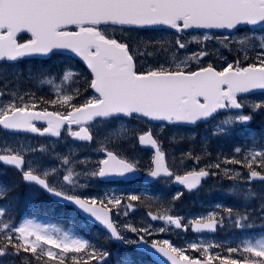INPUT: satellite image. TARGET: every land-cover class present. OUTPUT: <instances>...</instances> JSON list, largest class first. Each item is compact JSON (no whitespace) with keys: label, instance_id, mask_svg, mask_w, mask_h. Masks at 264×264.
Returning <instances> with one entry per match:
<instances>
[{"label":"snow or ice","instance_id":"6c2138e0","mask_svg":"<svg viewBox=\"0 0 264 264\" xmlns=\"http://www.w3.org/2000/svg\"><path fill=\"white\" fill-rule=\"evenodd\" d=\"M264 26V0H0V64L8 62L13 65V77L17 87L10 89L8 81L0 84V131L6 133L30 132L39 135L60 136V128L67 124L69 134L80 141L92 142L97 139L100 130L106 132L103 139H97L100 144L98 151L105 153V158L99 161L97 171L85 173L93 177L119 176L126 177L139 171L136 164L122 157L118 151L109 150L108 143L118 147L123 143L133 129L126 128L121 121H131L133 118H148L155 121H167L169 124L195 125L199 121L214 119L223 109H243L246 105L238 93H250L253 90H264V36L257 38L245 36L234 43L244 51L242 59L227 63L222 70H217L212 63L206 67L202 65L205 57L211 55L205 47L197 52L183 54L181 50L188 48V43L177 37L175 42L163 38L156 40H133L132 33L141 29H156L166 27L176 33L189 29H229L237 30L242 26ZM72 26V27H70ZM74 29V30H73ZM18 33L30 34L29 38L20 42ZM119 33V35H117ZM196 38L193 37V40ZM213 37L204 35L203 40ZM224 48H229V38H216ZM197 43H202L196 41ZM256 50L255 61L245 62L252 57L248 54V47ZM241 49H237L239 55ZM67 52L70 56L78 57L87 66L90 76L74 70L69 64L59 75L60 84H56L58 74L52 73L44 65L33 68L20 69L19 63L31 57H49L56 53ZM143 62L137 66V60ZM151 61V63L149 62ZM195 61L198 70L192 71L189 64ZM147 64L146 70L144 69ZM3 77H0L2 80ZM33 80L39 85L52 86L55 99L37 101L36 94L31 91H21L18 85L22 80ZM72 81L79 85L71 89H63L61 85ZM88 89L94 95L85 98L83 103L74 101L83 96ZM5 96L8 97L5 100ZM39 104L70 108L66 114L59 111H36ZM252 112L264 110V100L248 105ZM253 119L251 114L236 113L234 116L221 121L222 125L238 123L247 125ZM46 121L47 127L41 130L33 122ZM93 123L104 125L96 132L91 130ZM78 125L79 131H72L71 126ZM118 126V127H117ZM226 129L218 127L213 135H220ZM251 130L245 128L244 132ZM253 142L256 134L253 133ZM140 145H150L155 149V155L147 176L153 178H168L175 176V182L184 185L189 191L201 184V178L217 175L201 169L199 172H188L184 176L176 175L164 163L165 153L161 150L158 140L151 130L138 134ZM36 151V149H30ZM39 151L46 149L41 147ZM241 148H235L240 153ZM193 159L192 153L185 154ZM197 162L200 156L194 158ZM70 157L64 156L62 164L69 165ZM0 163L15 168L21 173V180L29 186H39L40 189L55 198L54 202L63 201L74 205L82 214L107 230L110 242H118L124 246H133L139 255L133 259L132 255L117 257L116 264H145L144 256L155 260V253L166 257L171 264H213L219 255L212 256L209 249L222 247L220 244L207 245L190 243L188 247L193 251H200L205 259L191 258L185 250L172 246L169 241H152L149 245L145 239L152 234L149 228H136L131 224L125 229L135 233L139 239H130L123 235V231L114 226L110 219L112 211L108 205L124 208V214L134 209V205L122 204V197H110L105 201L100 199L102 207H97L98 198L82 199L77 195H69L64 185L57 187L49 180L57 172L56 168L43 167L41 171L33 166V162L26 159V149L23 145L13 146L5 140L0 144ZM83 163V162H82ZM224 164H241L248 169V183L259 180L264 182V174L257 168L264 170V149L247 152L243 160L227 159ZM255 165V167H254ZM210 168L221 169L225 178L236 180L239 172H232L221 168L220 163L208 165ZM73 171L63 176L67 184H75ZM167 183V180L165 181ZM19 184H0V200L9 199V193ZM231 193L243 196L250 202L253 198L261 200L259 212L264 215V193H257L249 187L246 191L232 188ZM181 193L173 199H178ZM13 199H18L15 197ZM128 201H138L140 197L131 195ZM224 211L231 218L232 208ZM165 213L153 215L152 220H162L165 227L160 232L168 230L169 225L180 229L187 226L182 224L180 217H173ZM4 207L0 206V264H5V257H17L23 251L31 253L36 264H49L58 261L65 264L68 253L83 254L72 256L74 264H89L96 260L97 264H109L112 253L107 249L96 247L86 239L71 236L68 232H61L55 226H45L33 219H24L19 226L11 219L5 220ZM216 213H209L207 217H200L192 221L193 231H215L223 226V218L217 220ZM235 227H251L243 222L250 216L236 213ZM163 246H160V245ZM44 245H48L45 248ZM59 249V252L53 251ZM90 249V251H89ZM229 253H238L239 258H222V264H264V236L258 239H245L238 247H228ZM47 260H44V257ZM9 264H14L9 260ZM28 264H31L30 260Z\"/></svg>","mask_w":264,"mask_h":264},{"label":"rangeland","instance_id":"374dc122","mask_svg":"<svg viewBox=\"0 0 264 264\" xmlns=\"http://www.w3.org/2000/svg\"><path fill=\"white\" fill-rule=\"evenodd\" d=\"M119 35V33H117ZM205 34H199V35H192L190 37L185 38L183 41L188 43V48L186 50H181V59L183 58V54L186 52L187 54H191L193 52H197L201 49V47H205L206 50L211 55L205 57L202 61V65L205 67L208 65V63H212L216 69L222 70L223 67L227 66V63H231L237 59H242L244 55V51L241 48V46L237 43H234L235 41L240 40L241 38L245 37L246 35L249 37H256L257 39L253 41V43L258 44V40L261 36H264V29H258L254 32H240L234 35L230 36H221L217 34H207L210 37H213V39H210L208 41H204L203 37ZM193 37L196 39L193 40ZM224 37L229 38V48H224L222 45L218 42L216 38L223 39ZM141 38L145 40H156L163 38L165 40L171 41L172 43L175 42V40L172 38V35L168 33H156L153 34L151 32H133L132 33V39L133 40H140ZM196 41H200L202 43H197ZM248 47V54L252 57L250 60L245 62V65L247 63H253L255 61V55L256 50H253L251 46ZM240 48L241 51L239 55L237 54V49ZM143 61H141L139 64H141ZM151 63V61H149ZM71 65L74 70H77L74 68V66L69 63L68 60H64L62 58H57L50 60L49 62L44 65L46 68L49 69L50 72L58 74V78L56 79V84H60V78L59 75L62 74V70L67 65ZM20 69H22V66L18 65ZM147 64H145L144 69L146 70ZM200 65H198L195 61H192L189 64V68L191 69H198ZM80 71V70H77ZM81 72V71H80ZM0 77H3L2 80H0V84H3L4 81H8V86L10 89L16 88V82L13 77V67L11 68H0ZM79 85L74 84L72 81L65 82L61 85L63 89L69 90L71 92V89L74 87H77ZM19 89L23 91H31L34 92L37 95V100L41 97H43L45 100H53L55 99V95L52 89V86L50 85H39L36 81L33 80H22L21 83L18 85ZM81 87V91L83 92V87ZM85 92H83L84 94ZM5 100L8 99L7 96L4 98ZM243 102L245 103V109H247L246 112H233L228 113L225 115H219L214 120H212L210 123L201 126V128H198L191 132H186L183 129L175 128V127H166V126H158L153 127V134L155 138L158 140V143L164 148H162L163 152L166 156V161L168 166L170 165L171 169L178 171V172H184L187 169H191L192 167L199 166L203 163V161H206L207 158H210L213 154L210 152V150L214 151L215 161L211 165H214L216 163L221 164V168H227L231 170L232 172H239L240 177H238L236 180H229L225 178L223 175L221 169L214 168V172L217 173L216 177L219 179L218 181L211 182L208 185H205L196 195V198L198 200L205 198L202 201H198V203H194L191 207H186V210L183 211L181 214H179L176 217H180L182 219V224L187 226V230H184V227L182 229H176L174 225H169L168 230L164 232H160L159 229L161 227H165V224L162 220H152L151 216L149 214L140 213L138 215H135L133 217H128L124 214L125 209L119 208V211H117L116 207H113L112 205H108L109 208H111L114 212V221L117 224L118 228L123 231V235L130 238V239H138L139 237L131 232L125 229V225L131 224L133 227L136 228H149L152 232L150 236H146L145 239H148L150 242L157 241H169V243L174 247H179L185 250V254L192 257L196 254L200 255V251H193L191 248L188 247V244L190 243H197V244H203L207 245L209 243H216L222 245V247L217 248H211L209 249V254L212 256H216L221 251L227 253V257L231 258L234 256L235 253H229L227 251L228 247H238L240 246L241 242L245 239H258L261 236H264L263 233L259 232H253L251 234L247 233L249 230L247 226L243 228H237L235 227V220L231 223L229 221L224 220L223 226L219 228L218 235L216 237H192L190 236L188 232V226L189 224L199 219L200 217H207L209 213H216V218L221 217L219 208L214 203L212 204V200L214 199H227L229 196L234 200L236 197L243 198V196H236L231 193L232 188H239L241 191H246L249 187L247 184V178L246 174L248 173V169L241 164H224L223 161L225 158L227 159H233L236 158V155H238V160H243L245 154L251 150L259 151L264 149V110L258 111L253 113L251 107L248 105L256 102H260L264 100V94H257L250 97L242 98ZM38 106L42 107H52L55 108V111H59L62 113H65L66 111H63L65 107H61L60 105L52 106L48 104H38ZM236 113H242V114H251L253 119L251 122L247 125H241L238 123H234L232 125H222L221 121L228 118L229 116H234ZM252 123L253 127L250 126ZM126 128L133 129V131L128 135V138L121 143L118 147H114L111 143L107 144V147L109 150L118 151L120 155L127 160L133 162L134 164L141 167V170L143 172H148L150 169V161L151 157L147 153H142L137 148V136L139 133L144 131V129L139 125L135 127H128L125 123H122ZM223 127L226 129V131L220 135H213V132L218 128ZM104 125L98 124L95 125L92 128L93 132H96L98 129H103ZM247 128L251 130L250 132H244V129ZM253 133L256 134L255 142H253ZM106 135V132L103 130H100L97 136V139H103ZM233 138L237 143L241 144L239 148L242 149L240 153L234 151L231 154L223 153L221 150V147L224 144V140L232 141ZM97 139H95V143L92 144V146H78L73 145L70 143V139L68 135L63 136L60 142H44V141H35L32 143L31 140H25V139H18L13 136L7 135L5 132L0 131V144L4 143L5 140L12 143L13 146H21L23 145L26 149V159H29L33 162L34 167H38L39 169L43 170V167H47L52 163V160H48L46 153L51 152L56 156V154L60 153H66L70 154V161H71V167L75 169V172H79L84 175V177L80 180H77L75 182V187H77V190L75 191L76 195L84 198H98V203L100 199H104L105 201L107 198L110 197H119L120 190L114 189L108 186L99 187L96 177H93L91 175H85V173H91L93 171H97L98 169V162L101 160L100 151L97 149L100 147V144L97 143ZM214 139L213 145H210V142ZM219 144V145H218ZM41 147L48 148L46 151L41 152L39 149ZM30 149H36V151H31ZM191 152L193 155V159H188L186 157V153ZM196 156H200L201 159L199 160L201 163H198L194 158ZM94 161L92 164L91 169H88V166L85 164L87 161ZM210 160V159H208ZM83 162V163H82ZM41 165L43 167H41ZM189 167V168H188ZM255 167V165H254ZM52 168V167H50ZM53 183L61 184L60 180L57 176H54L52 178ZM164 189H167L169 187L168 182L165 183L163 181L161 183V186ZM65 188V186H64ZM159 188V186H157ZM258 193H261L264 191V187L256 188ZM84 190V191H83ZM88 190V191H87ZM212 190H215V197L212 196ZM177 194H175L176 196ZM175 196H171L174 198ZM248 203L245 204V207L243 206L241 208L242 215H249L251 212H257V210H248ZM24 219H31L29 217L23 218L20 222L14 223L16 226H19L20 223L23 222ZM261 219L251 217L250 219L243 222L246 225L249 223L260 221ZM35 221V220H34ZM36 223H39L41 225L45 226H55L61 230V232H68L71 236L79 237L77 235V232L75 230L74 226H66L59 225L58 223L51 222V221H39L36 220ZM162 245V244H161ZM45 248H48V245H44ZM55 252H59V249H53ZM118 256H114V264H116V258ZM16 257H5L4 261L5 264H9V260H13L15 262ZM123 258V257H122ZM205 258V257H204Z\"/></svg>","mask_w":264,"mask_h":264},{"label":"flooded vegetation","instance_id":"af4514ba","mask_svg":"<svg viewBox=\"0 0 264 264\" xmlns=\"http://www.w3.org/2000/svg\"><path fill=\"white\" fill-rule=\"evenodd\" d=\"M92 95H94V93L90 90V89H88V91L87 92H85L84 94H83V96L82 97H78L77 98V100L76 101H74L75 103H77V104H80V103H83V101H84V99L85 98H88V97H90V96H92ZM69 110H71L70 108H65L63 111H69ZM55 111V110H54ZM66 112H65V114H66ZM126 123H133V124H138V125H143V126H145L146 127V129H148V127L142 122V121H140V120H138V119H135V118H133V119H131V121L129 122V121H126ZM98 123H93L92 125H91V129L93 128V126H95V125H97ZM135 125V126H136ZM134 125L132 126V127H135ZM41 130L43 129V128H40ZM72 131H76V129H71ZM150 130V129H149ZM65 135H68L69 136V139H71V135L69 134V129L68 128H65L62 132H61V135H60V137L58 138V139H56V140H54L55 142H60L61 141V139L63 138V136H65ZM36 138V137H35ZM37 140H40V139H43V138H36ZM43 140H45V141H48V140H50L49 138H44ZM49 142H51V141H49ZM45 149H48V148H45ZM142 153H147V152H142ZM65 155H66V153H64ZM103 154H104V152H102V151H100V155H101V159H103ZM147 154H149V153H147ZM46 155H47V159L48 160H52V168H56L57 169V172H56V174L54 175V176H57L58 177V179L60 180V182H61V184L62 185H64L65 186V188H64V190L69 194V195H76V193H75V191L77 190V187H74V185L73 184H67L66 182H64L63 181V176L64 175H66L67 173H68V169L69 168H71V163L69 164V165H64V164H62V157L59 155V153L58 154H56V156L54 155V154H52L51 152H47L46 153ZM66 156H69V155H66ZM70 157V156H69ZM151 157V156H150ZM100 161V160H99ZM129 161V160H128ZM129 162H131V161H129ZM91 163H94V162H91ZM131 163H133V162H131ZM98 165H99V162H98ZM137 167H138V169H139V171L140 172H142V173H146V172H143L142 170H141V167L140 166H138V165H136ZM47 168H49V166L47 167ZM149 168H151V161H150V167ZM170 168V167H169ZM189 168V167H188ZM171 169V168H170ZM41 170V169H40ZM71 170H72V168H71ZM176 175H183L184 173H187V172H190V171H196V170H200L199 168H197V169H194L193 167L191 168V169H187L186 171H184V172H178V171H175V170H173V169H171ZM4 171L6 172V173H8L10 176H9V178H10V180L12 179L16 184H19V187L18 188H20V187H23V182H22V180H21V173L19 172V171H17L16 169H12V168H9V169H4ZM42 171V170H41ZM73 171V170H72ZM73 173H74V171H73ZM54 176H51V177H49V180L51 181V182H53L52 181V178L54 177ZM211 177V176H210ZM73 180L75 181V173H74V175H73ZM97 182H98V184H99V186L100 187H104V186H108V187H111V188H114V189H119L120 191H123V186H124V184L126 185V186H128V187H131V186H134V185H137V186H142V184H141V182L140 181H137V182H134V183H124V182H115V183H101V182H99L98 180H97ZM57 185V187H59L60 186V184H56ZM17 189V188H16ZM84 191V190H83ZM88 191V190H87ZM180 193H182V191H180ZM17 195H18V193H16ZM197 193H194V194H191V195H189V196H186V198H187V201H189V202H192V203H197L198 202V200L196 199V197H195V195H196ZM119 197H122L123 199H122V204H126V203H128V202H125V198L126 197H124V196H122L121 194L119 195Z\"/></svg>","mask_w":264,"mask_h":264},{"label":"water","instance_id":"95a60500","mask_svg":"<svg viewBox=\"0 0 264 264\" xmlns=\"http://www.w3.org/2000/svg\"><path fill=\"white\" fill-rule=\"evenodd\" d=\"M259 25H257V26H249L251 29H254V28H256V27H258ZM70 27H72V26H70ZM243 27V26H242ZM190 30V29H189ZM195 30H205V29H195ZM211 30V29H210ZM215 30H217V31H220V32H225V33H231V32H234L235 30H229V29H215ZM23 34H25V35H28V36H30V34H27V33H18V37L20 36V35H23ZM60 54H66V55H69L67 52H62V53H60ZM73 57H75L74 55H72ZM31 58H47V57H39V56H37V57H31ZM75 58H77L79 61H81L82 63H83V61L82 60H80L78 57H75ZM83 65L86 67V69H87V66L83 63ZM257 91H262V92H264V90H259V89H257V90H253L252 92H257ZM251 93V92H250ZM246 94H248V93H246ZM245 93H238L237 95H246ZM231 110H235V109H231ZM220 111H226V109H223V110H220ZM219 111V112H220ZM143 119H145V120H147V121H150V122H164V123H167V124H169L167 121H155V120H150V119H148V118H143ZM42 121V120H41ZM208 121V120H207ZM34 122H36V121H34ZM37 122H40V121H37ZM201 122H206V121H199V122H197V124L198 123H201ZM197 124H195V125H197ZM176 125H182V126H195V125H190V124H176ZM142 147H145V148H150V149H153L150 145H141ZM153 150H155V149H153ZM151 178V177H150ZM151 180H153V178H151ZM175 185H181V184H178V183H176L175 182ZM194 190V189H193ZM192 191V190H191ZM50 195V194H49ZM55 199V198H54ZM61 202H63V201H61ZM63 203H65V202H63ZM74 206V205H73ZM98 207V206H97ZM74 208L76 209V207L74 206ZM77 210V209H76ZM78 211V210H77ZM79 212V214L81 215V216H83L90 224H94V225H97L98 227H100L102 230H104V231H106L107 232V230L103 227V225H100L99 224V222H95V221H93V220H91L90 218H88L87 217V214H82L80 211H78ZM192 232L193 233H195V234H200V233H212V234H214L215 233V231L213 232V231H209V230H207V229H205V230H202V231H199V232H196V231H193V227H192ZM109 234V233H108ZM110 235V234H109ZM151 259H152V257H151ZM153 260V259H152ZM154 262H156L157 264H171V262L170 261H168L167 260V258L166 257H164V256H162L160 253H155V260H153Z\"/></svg>","mask_w":264,"mask_h":264}]
</instances>
